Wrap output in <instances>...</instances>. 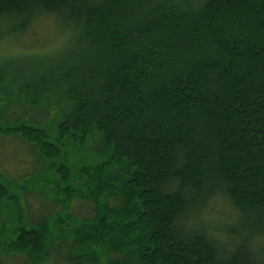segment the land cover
I'll use <instances>...</instances> for the list:
<instances>
[{
  "label": "trees",
  "instance_id": "obj_1",
  "mask_svg": "<svg viewBox=\"0 0 264 264\" xmlns=\"http://www.w3.org/2000/svg\"><path fill=\"white\" fill-rule=\"evenodd\" d=\"M45 14L66 47L2 61L0 139L90 215L54 235L0 181V264H264V0H0L2 31ZM221 197L236 220L198 221Z\"/></svg>",
  "mask_w": 264,
  "mask_h": 264
},
{
  "label": "rangeland",
  "instance_id": "obj_2",
  "mask_svg": "<svg viewBox=\"0 0 264 264\" xmlns=\"http://www.w3.org/2000/svg\"><path fill=\"white\" fill-rule=\"evenodd\" d=\"M3 27L5 26L0 25V64L2 61H12L16 65L21 63V61L33 59L40 62L43 58L47 59L46 57H53L54 54L58 55L59 50H61L64 44L67 33L65 29L59 27V24L55 22V18L51 14H45L35 19L29 28L19 33L7 32L6 28L5 31H2L1 29H3ZM63 47L65 48L66 45ZM60 54L61 53H59V55ZM23 74L27 75L29 72L25 71ZM0 99H5L4 94L1 92ZM25 146L26 145L22 143L21 140L15 137L0 139V172L3 174H0V181L4 183H6V181H13L14 184L12 185L14 188H20L26 180L31 179L34 174H36V171H39L37 167L30 165V158L25 152ZM70 146L71 145H67L66 150H70ZM71 151H73V149H71ZM84 152L87 151L85 150ZM84 152H81L80 149L77 151L75 150L72 157H82ZM43 174L46 175V180H51L50 172L44 170L42 175ZM18 190L19 192L21 191V198L25 204L27 214L31 219L35 218V216L41 217L47 215L49 217L51 213L59 211L58 214L61 216L54 219V221L51 222L52 224L50 223L54 235H66L70 230V225L68 224L74 223V219H77L75 217L81 218V216L88 217L90 215L91 204L89 202L75 199L72 200L67 207L63 205L62 208L60 207L61 205L58 206L53 203L49 193L47 196L43 197L42 194L36 191L32 193L30 191L23 192L21 188ZM204 208V210L200 211V217L198 215V221L200 222L213 220L212 224L215 223L218 227H221L222 225L224 226V224H231L236 220L233 209L222 197L217 201L208 200ZM66 222H68V224H66ZM195 222L197 223V221ZM209 232L219 239V241L229 242L227 240L229 237L228 235L219 233V231L214 229ZM11 262V264H27L20 256L14 258Z\"/></svg>",
  "mask_w": 264,
  "mask_h": 264
}]
</instances>
